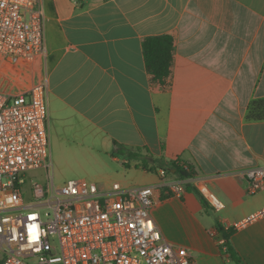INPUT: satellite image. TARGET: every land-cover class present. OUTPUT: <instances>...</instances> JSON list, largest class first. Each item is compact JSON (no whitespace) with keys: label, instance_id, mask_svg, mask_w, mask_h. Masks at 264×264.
<instances>
[{"label":"crops","instance_id":"crops-1","mask_svg":"<svg viewBox=\"0 0 264 264\" xmlns=\"http://www.w3.org/2000/svg\"><path fill=\"white\" fill-rule=\"evenodd\" d=\"M40 6L46 57L23 75L45 84L49 136L61 152L137 168L127 151L115 152L122 146L190 164L195 177H168L197 190L195 183H204L224 207L205 210L186 187L180 196L156 188L151 215L163 238L187 248L198 264H235L220 243V223L234 229L228 245L241 264H264V215L236 227L264 207V187L247 194L244 176L264 165V118L257 108L255 119L248 116L253 103L264 101V0H40ZM158 35L174 41L163 83L151 80L142 51L143 40ZM150 173L155 178L142 186L161 182Z\"/></svg>","mask_w":264,"mask_h":264},{"label":"built area","instance_id":"built-area-1","mask_svg":"<svg viewBox=\"0 0 264 264\" xmlns=\"http://www.w3.org/2000/svg\"><path fill=\"white\" fill-rule=\"evenodd\" d=\"M45 57L40 0H0V77L1 63L31 65ZM51 167L45 84L19 92L0 87V264H198L187 248L163 238L151 215L155 189L180 196L185 181H166L158 168L157 185L69 179L56 186ZM38 168L47 182L31 183L24 198L26 172ZM244 176L247 194L264 187V165ZM195 184L213 210L224 207L204 183ZM263 215L264 207L236 227Z\"/></svg>","mask_w":264,"mask_h":264},{"label":"rangeland","instance_id":"rangeland-1","mask_svg":"<svg viewBox=\"0 0 264 264\" xmlns=\"http://www.w3.org/2000/svg\"><path fill=\"white\" fill-rule=\"evenodd\" d=\"M1 65L3 70L1 73L9 75L7 80L0 79L1 88L13 89V92H19L31 85L28 82L29 80L26 81L25 75H23V68L30 70L29 64L21 62L13 66H6L3 63ZM49 161L52 165L50 174L56 186L62 185L69 179H84L101 187H109L113 182L119 181L124 187L132 188L145 185L155 178L152 173L146 172L141 168L126 167L122 161L113 162L101 155L62 153L55 135L49 136ZM26 175V196L24 198L27 197V190L31 183L39 182L45 184L47 182L43 168L29 170ZM166 178L174 179L168 177V174ZM211 215V217H216L213 213ZM211 217L209 219L203 218L202 215L197 214V218L201 220H212Z\"/></svg>","mask_w":264,"mask_h":264},{"label":"trees","instance_id":"trees-1","mask_svg":"<svg viewBox=\"0 0 264 264\" xmlns=\"http://www.w3.org/2000/svg\"><path fill=\"white\" fill-rule=\"evenodd\" d=\"M174 41L170 35H158L146 37L142 42V51L145 61V66L151 75V80L157 83H163L164 80L171 74V65L173 60ZM260 109L261 115L257 117L264 118V101H259L251 105L249 109V117L256 118L254 115V109ZM127 151V157L129 160H136V167L147 170L148 172L157 171L158 168H163L167 174L175 175L180 179H188L195 177V170L190 164L181 161H166L161 157L154 158L149 154H142L141 149H129L122 146H116L115 152ZM124 166L128 167L127 163ZM186 189L195 191L200 199L201 205L205 210H209L211 207L201 195V193L194 187L186 185ZM217 230L223 235L225 241L226 250L231 254L235 264H241L240 259L230 250L228 245L230 235L234 229H224L220 223L216 225Z\"/></svg>","mask_w":264,"mask_h":264}]
</instances>
